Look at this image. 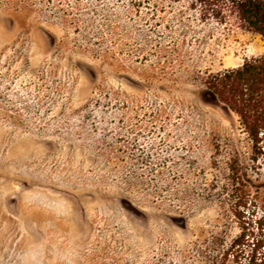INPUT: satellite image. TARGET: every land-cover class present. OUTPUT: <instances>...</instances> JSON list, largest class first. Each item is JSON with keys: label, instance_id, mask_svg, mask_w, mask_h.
<instances>
[{"label": "rangeland", "instance_id": "rangeland-1", "mask_svg": "<svg viewBox=\"0 0 264 264\" xmlns=\"http://www.w3.org/2000/svg\"><path fill=\"white\" fill-rule=\"evenodd\" d=\"M191 1L0 0V264H264V133L204 83L264 37Z\"/></svg>", "mask_w": 264, "mask_h": 264}, {"label": "trees", "instance_id": "trees-1", "mask_svg": "<svg viewBox=\"0 0 264 264\" xmlns=\"http://www.w3.org/2000/svg\"><path fill=\"white\" fill-rule=\"evenodd\" d=\"M191 4L193 9H199L204 21L212 19L222 24L237 21L264 37V0H192ZM204 83L217 100L238 116L254 146H258L264 133V57L210 73ZM232 198L234 214L240 216L239 208L246 203V198L237 193Z\"/></svg>", "mask_w": 264, "mask_h": 264}]
</instances>
